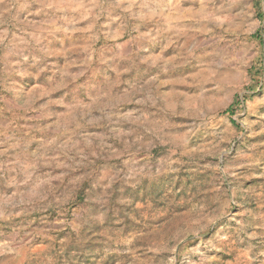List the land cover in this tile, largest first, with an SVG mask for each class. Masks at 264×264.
Here are the masks:
<instances>
[{"label": "rangeland", "instance_id": "rangeland-1", "mask_svg": "<svg viewBox=\"0 0 264 264\" xmlns=\"http://www.w3.org/2000/svg\"><path fill=\"white\" fill-rule=\"evenodd\" d=\"M0 264H264V0H0Z\"/></svg>", "mask_w": 264, "mask_h": 264}, {"label": "trees", "instance_id": "trees-1", "mask_svg": "<svg viewBox=\"0 0 264 264\" xmlns=\"http://www.w3.org/2000/svg\"><path fill=\"white\" fill-rule=\"evenodd\" d=\"M232 112H233V110L231 107H227L225 110L222 111L223 114H225V113L231 114Z\"/></svg>", "mask_w": 264, "mask_h": 264}]
</instances>
